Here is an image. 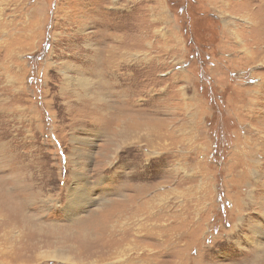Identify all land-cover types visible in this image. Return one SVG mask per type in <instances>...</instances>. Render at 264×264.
<instances>
[{
    "label": "rangeland",
    "instance_id": "1",
    "mask_svg": "<svg viewBox=\"0 0 264 264\" xmlns=\"http://www.w3.org/2000/svg\"><path fill=\"white\" fill-rule=\"evenodd\" d=\"M0 264H264V0H0Z\"/></svg>",
    "mask_w": 264,
    "mask_h": 264
},
{
    "label": "bare ground",
    "instance_id": "2",
    "mask_svg": "<svg viewBox=\"0 0 264 264\" xmlns=\"http://www.w3.org/2000/svg\"><path fill=\"white\" fill-rule=\"evenodd\" d=\"M262 50H263V48H262ZM145 127V126H144ZM133 129L134 130H136V129H138L139 131H142L143 130V126H141V124H140V126H134L133 127ZM131 130V131H130ZM130 130L128 131V130H125V127H123L122 128V131L120 132V134L122 135V137H123V139H126L127 137H128V135L127 134H129L130 132H132V128H130ZM153 129L152 128H146V132H147V135L148 134H151V133H153ZM144 132V131H143ZM148 137H150V136H148ZM147 136H146V138H148ZM140 213H141V210L139 211L138 210V212L136 213V214H134V217L135 218H137L138 216H140ZM142 223V222H141ZM116 227H117V229H116ZM143 227V226H142ZM139 228V227H138ZM112 229H114V230H119L120 232L121 231H124V227L123 226H117V225H114V226H111V228H109V230L111 231V232H113L112 231ZM139 232V231H138ZM122 233V232H121ZM112 234V233H111ZM118 234V233H117Z\"/></svg>",
    "mask_w": 264,
    "mask_h": 264
}]
</instances>
